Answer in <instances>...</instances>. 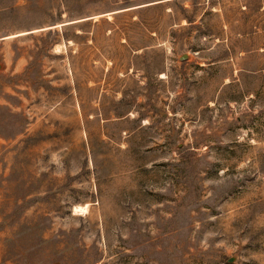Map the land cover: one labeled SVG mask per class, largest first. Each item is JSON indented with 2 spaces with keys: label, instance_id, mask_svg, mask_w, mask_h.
<instances>
[{
  "label": "rangeland",
  "instance_id": "374dc122",
  "mask_svg": "<svg viewBox=\"0 0 264 264\" xmlns=\"http://www.w3.org/2000/svg\"><path fill=\"white\" fill-rule=\"evenodd\" d=\"M0 65V264H264V0H0Z\"/></svg>",
  "mask_w": 264,
  "mask_h": 264
},
{
  "label": "bare ground",
  "instance_id": "6f19581e",
  "mask_svg": "<svg viewBox=\"0 0 264 264\" xmlns=\"http://www.w3.org/2000/svg\"><path fill=\"white\" fill-rule=\"evenodd\" d=\"M89 204V203H88ZM88 204H84V205H77L75 207V209L78 211V212H86L88 210V207L89 205Z\"/></svg>",
  "mask_w": 264,
  "mask_h": 264
},
{
  "label": "water",
  "instance_id": "95a60500",
  "mask_svg": "<svg viewBox=\"0 0 264 264\" xmlns=\"http://www.w3.org/2000/svg\"><path fill=\"white\" fill-rule=\"evenodd\" d=\"M188 57H189V55L187 53H182L180 55V60H186ZM0 67H1V65H0ZM230 261H232V259H230Z\"/></svg>",
  "mask_w": 264,
  "mask_h": 264
},
{
  "label": "built area",
  "instance_id": "2783aa9c",
  "mask_svg": "<svg viewBox=\"0 0 264 264\" xmlns=\"http://www.w3.org/2000/svg\"><path fill=\"white\" fill-rule=\"evenodd\" d=\"M263 179H264V176H263Z\"/></svg>",
  "mask_w": 264,
  "mask_h": 264
}]
</instances>
